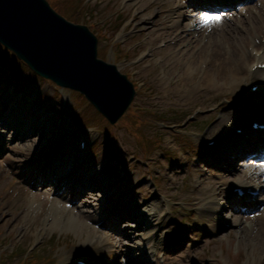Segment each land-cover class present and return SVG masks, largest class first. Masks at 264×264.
Segmentation results:
<instances>
[{
    "label": "rangeland",
    "instance_id": "rangeland-1",
    "mask_svg": "<svg viewBox=\"0 0 264 264\" xmlns=\"http://www.w3.org/2000/svg\"><path fill=\"white\" fill-rule=\"evenodd\" d=\"M83 2V3H82ZM87 3L89 8L86 12H81L79 22L85 25H91L93 22L100 21L102 23V26L105 30V33H111L113 29L117 26V23L123 22L126 20L127 22H132V19L134 18V15L136 14L137 7L133 5V3H130L129 0H87L86 2L81 0L77 2L76 6V14L79 13V6L81 4ZM108 4H114L115 8L118 11V15L113 18H108L107 14L109 10H107ZM253 7H255L254 10L247 9L246 15L242 16L241 19L232 20L229 23H226L224 25H218L217 23L213 25V28L210 30L206 29H198L194 34L190 36V46L187 48V45L189 43L188 40H185L186 35V26L184 21L180 22V25H178L177 32H181L182 36H184V42L181 46L177 47V50L182 47L183 51H190V61H195V66L197 69L200 67V62L205 61L208 65V75L218 78V79H224L226 74H218V71H220V62L216 60V48L217 44H219L221 47L228 49L230 51H233L235 49V46L237 47L239 44V47L242 46V51L237 55L238 59L237 63L234 65V68L237 67V70L240 67V58L243 56L244 51H246V48L251 43V41H255L258 39L262 34H264V0H256L251 3ZM262 4V6H261ZM86 5V4H85ZM261 9L262 13L259 14L258 10ZM239 13V10H238ZM150 15V18L152 19V25L150 24L149 27H137L138 29H144L143 31H148L153 26H158L160 23L167 21V13H161L159 14L157 10L153 9L150 12L146 13ZM159 14V15H157ZM140 17H142L140 15ZM174 20H179V18L176 17V15L173 16ZM219 21H223V19H220ZM127 24V23H126ZM168 25L170 23H167ZM125 25V24H124ZM123 25V26H124ZM123 26H119V28L115 31V34L112 37V40L107 39L108 37H100L98 42V50H99V57L104 58L107 57V60L109 62H114V58L116 59V62L120 68L123 69L122 72H126L130 74L132 82L138 84V90H137V96L135 100L140 101H156V98L162 94V92L157 90V84L154 82V76L156 74H162L163 71V64L159 65L160 59L159 57L156 58L157 64L154 66L149 67V63L153 60L147 59V60H140L142 58V55L146 52V50H149L150 44L146 45V39L147 36H137V29H134L131 25L129 29L126 31V35L123 36L124 30ZM165 30L168 29V26H163ZM123 34L121 37L120 34ZM220 33V36H219ZM101 35L102 31L100 32ZM157 33L152 35L153 38H157ZM137 36V37H136ZM159 36V35H158ZM214 36L212 39L211 37ZM150 37V38H151ZM189 39V38H187ZM167 41V40H164ZM171 41V40H170ZM170 41H167L168 44ZM172 46H175V43H171ZM200 45H204L205 50L204 52L200 51L198 48ZM138 46V47H137ZM146 46V47H145ZM160 46V43H159ZM145 47V48H144ZM187 48V49H186ZM227 50V51H228ZM118 53L120 55H118ZM208 59H211L210 62ZM233 59V60H234ZM140 60V61H139ZM147 62V63H145ZM142 63H145L142 66ZM124 67V68H123ZM180 65L177 64L176 68H179ZM200 68L196 74H194L191 68L188 71V75L186 76L187 80H192V77L195 78V80L199 79V77L202 75ZM232 68H228V74L231 75L234 73ZM198 74V75H197ZM220 76V77H219ZM32 94L39 93L38 97H43L45 105L44 107H50L51 112H54L57 109L56 104H48L50 101V98L48 96L52 95L54 92H57V90L52 86L48 84L42 83L41 86H34L32 88ZM141 89L143 90L141 92ZM154 91V92H153ZM153 92V93H152ZM66 93H63V96H65ZM169 101H174L172 97H170ZM60 103L63 104V102L60 100ZM54 106V107H53ZM2 108V107H1ZM158 110H161V107L158 106ZM37 123H41V125L44 126L43 133L31 140V141H21L23 137L19 136V140L14 141V143H11V135H8L10 137L9 141L4 144V152L7 156L10 158H21V157H32L37 153H40L42 151H45L49 148L48 142L41 141L45 137H50L51 129H50V122H46L45 124L40 121ZM18 127V124L16 125V128ZM123 138L127 137L126 132H122ZM13 136V135H12ZM46 144V145H45ZM8 150V151H5ZM18 210L12 211L13 216ZM6 212H3L1 215L2 222L6 218ZM11 216V217H13ZM248 221V220H246ZM249 222V221H248ZM255 228L258 229L257 235L252 239H247V231L249 227H246V229L241 232L238 228L234 227L232 230L225 236L221 238L220 247L225 249L228 254L231 256V258L236 259V257L241 256V248L245 242H252L258 241V245L252 248V255L255 259V264H263L259 260V254L264 251V221L260 222L259 224L255 225ZM229 242H231V247L229 246ZM236 242L239 244V248H236ZM260 242V244H259ZM239 251V255H235L236 251ZM235 264V263H234Z\"/></svg>",
    "mask_w": 264,
    "mask_h": 264
},
{
    "label": "bare ground",
    "instance_id": "bare-ground-1",
    "mask_svg": "<svg viewBox=\"0 0 264 264\" xmlns=\"http://www.w3.org/2000/svg\"><path fill=\"white\" fill-rule=\"evenodd\" d=\"M139 0H137V2H138ZM172 3H179L180 5L182 4L181 2H178L179 0H170ZM144 2L145 3H147L148 2V0H144ZM151 7V5H149L148 6V8L147 9H149ZM138 21V24H140V25H143V26H145V25H147V23L150 21L149 19H147V18H138L137 19ZM217 24L218 25H224V23L223 22H217ZM226 24V23H225ZM167 35L168 36H170L171 38L174 36V33L173 32H168L167 33ZM219 36H220V33H219ZM212 39L214 38V36H212L211 37ZM200 51H202V52H204V50H205V47H204V45H200L199 46V48H198ZM228 49H225V48H223V47H221L219 44H217V48H216V55H215V58H216V60L217 61H219L220 62V71H218V74H226L225 75V80H226V82H227V84H230V85H233V84H235V80L233 79V78H235L236 76H234V74H236V71H237V67L236 68H234V65L237 63V60L238 59H234V58H237V55L239 54V53H241V51H242V46L241 47H239V44H238V46L236 47L235 46V49L233 50V51H230V50H228ZM178 56H180L182 59H184V56L183 55H181L180 53H178L177 54ZM263 57V56H262ZM234 59V60H233ZM210 62L212 61L211 59H208ZM261 60H258L257 62H260ZM190 64L191 65H194L195 64V61L194 60H192L191 62H190ZM232 68L231 70H233L234 71V73H232L231 75H229L228 74V68ZM179 70L180 71H183V68H182V66H180L179 67ZM260 71H258L257 73H256V76L258 77V73H259ZM239 75V74H238ZM236 80H239V79H236ZM243 85V83H242V81H241V83L239 82V81H237L236 82V84L233 86V89L232 90H236V89H238L240 86H242ZM177 88V87H176ZM224 91V89H222L221 90V92H223ZM82 184H85V183H82ZM74 218V217H73ZM76 220H78V219H76ZM235 227L236 228H238L239 230H241V232H243L245 229H246V227H250V226H252V224L250 223V222H247V221H244V220H242V219H240V220H237L236 222H235ZM44 226H46V225H44ZM55 227V225L53 224V222H51L50 224H49V228L50 229H53ZM85 242H87V240L85 241ZM258 241H253V243L255 244V245H258V243H257ZM259 244H260V242H259ZM231 242H229V246L231 247ZM236 248L238 249L239 248V244H237V242H236ZM63 252L64 251H61L60 252V254H63ZM238 252V251H237Z\"/></svg>",
    "mask_w": 264,
    "mask_h": 264
},
{
    "label": "water",
    "instance_id": "water-1",
    "mask_svg": "<svg viewBox=\"0 0 264 264\" xmlns=\"http://www.w3.org/2000/svg\"><path fill=\"white\" fill-rule=\"evenodd\" d=\"M45 10L47 7L43 0H0V32L9 28L26 32L31 28L37 13ZM12 21L16 27H12Z\"/></svg>",
    "mask_w": 264,
    "mask_h": 264
},
{
    "label": "snow or ice",
    "instance_id": "snow-or-ice-1",
    "mask_svg": "<svg viewBox=\"0 0 264 264\" xmlns=\"http://www.w3.org/2000/svg\"><path fill=\"white\" fill-rule=\"evenodd\" d=\"M220 17H213V16H205L203 23L205 24V26H208L210 24H212L213 22H219Z\"/></svg>",
    "mask_w": 264,
    "mask_h": 264
}]
</instances>
